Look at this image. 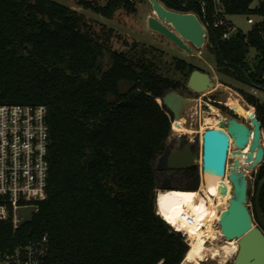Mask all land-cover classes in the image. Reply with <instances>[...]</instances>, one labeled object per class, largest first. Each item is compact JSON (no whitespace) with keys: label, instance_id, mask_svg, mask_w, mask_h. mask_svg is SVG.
<instances>
[{"label":"trees","instance_id":"obj_1","mask_svg":"<svg viewBox=\"0 0 264 264\" xmlns=\"http://www.w3.org/2000/svg\"><path fill=\"white\" fill-rule=\"evenodd\" d=\"M161 1L195 12L207 25L221 73L264 89V2L253 7L254 0H225L230 14L263 18L225 40L223 29L214 26L211 3L205 15L200 0ZM77 3L108 18L135 9L132 0ZM112 34L58 0H0V103L46 104L51 134L47 196L31 221L15 226L0 220V251L47 234L46 264L184 260L190 245L157 212L156 203L167 174L180 180L173 182L179 187L200 172L197 166L156 168L174 121L161 98L179 82L159 72L153 61L124 51H112L111 66L100 69ZM251 49L256 51L252 62ZM175 65L185 78L193 69L179 58ZM246 99L264 132V101L250 93ZM263 176L264 161L258 180ZM257 190L252 202L259 221ZM259 204L264 216V186Z\"/></svg>","mask_w":264,"mask_h":264},{"label":"water","instance_id":"obj_2","mask_svg":"<svg viewBox=\"0 0 264 264\" xmlns=\"http://www.w3.org/2000/svg\"><path fill=\"white\" fill-rule=\"evenodd\" d=\"M149 1L154 13L149 15L147 24L152 31L164 35L187 53L192 52V45L198 48L204 46L208 30L195 12L169 8L161 0ZM215 85L209 72L195 68L187 82L188 90L180 93L171 89L164 94L161 101L173 113L174 119L181 118L183 113L196 103L189 90L202 92ZM249 119L250 125L234 116H226V119L220 121V127H209L204 130L201 143L192 141L186 133L170 135L156 163L159 170L200 166L199 176L187 186L188 189H197L202 176L208 173L225 175L227 161L231 157L229 156L231 138L235 146L232 152L237 162L240 150L250 142L249 154L253 156L251 161L239 163V167H231L228 173V178L234 185L233 195L218 221L224 238L239 239L237 252L230 264H264V216L259 204L264 176L258 182L256 213L260 224L256 225L247 204L248 175L245 172V169H255L264 161V132L262 122L256 113ZM171 180L172 176L167 175L166 185L171 186ZM35 212L36 209H21L20 213L25 218L20 224L31 221Z\"/></svg>","mask_w":264,"mask_h":264},{"label":"rangeland","instance_id":"obj_3","mask_svg":"<svg viewBox=\"0 0 264 264\" xmlns=\"http://www.w3.org/2000/svg\"><path fill=\"white\" fill-rule=\"evenodd\" d=\"M58 1L65 3L74 9H77L79 12H82L85 17L90 20V22L94 23L97 26L98 29L102 26L112 29L113 34L109 40V46L105 48L103 55L99 59L100 69H107L111 66L112 51L128 52L131 56L136 54L138 57L142 58L145 61H153L158 71L163 75L177 80L179 82V87L176 90L180 93H182L184 90H188V88L184 84L186 78L176 68V57L181 56L188 61H192L196 63V65L203 68L204 71L210 73L216 85L214 87H209L202 92H190V96L196 100V103L194 105H191L189 109H187L183 113V121H181L180 124V133H186L189 138L196 143H201L203 131L205 128L216 127V125L214 124L215 121L222 120V118L228 116V111L222 108L223 103H227L229 105L231 104L232 106L238 108L235 99H239L241 103L247 109H249L252 114H254L253 107L250 106L246 99V93L255 95L259 98L260 102L264 101L263 88L242 82L219 71L216 65L217 63L215 53L210 49V46L208 45V39L203 47L198 48L192 45V52L187 53L164 35L152 31L147 24L149 15H152L154 13L151 2L149 0H132L135 5L134 10H126L124 8L120 9L112 18L105 17L102 14L79 5L77 3V0ZM95 1L105 4L107 0ZM247 16L248 14L232 15V20L245 32L252 27V25L247 22ZM255 54L256 51L254 49H251L248 54V59L250 62L253 61ZM246 118L247 117H244V119ZM217 127H220V125ZM180 133L175 132L173 128H171L170 135L175 136ZM231 167H233V165L228 164L226 172H229V169H231ZM199 170L201 172L200 166ZM258 170L259 166H257L255 169L248 170L247 173V204L253 214L254 223L256 225H259L260 223L255 218L252 197L259 182ZM201 180H204L203 176ZM174 181L180 180H174L172 177V185L163 186L162 188H160V190L168 188L187 189L188 184H186L185 186L176 187L175 184H173ZM202 191L203 190H201V192ZM217 197H220V195L217 194ZM225 208L226 204L220 210V213H222ZM214 225L216 227H219L218 219L215 221ZM217 242H223V236L217 239ZM227 242L237 251L238 245L235 239L228 240ZM234 256H231L227 260H224L221 264H230L234 260ZM194 262L195 264H219L218 258L213 257V250L209 246L205 247L201 251L200 255L194 259Z\"/></svg>","mask_w":264,"mask_h":264},{"label":"built area","instance_id":"obj_4","mask_svg":"<svg viewBox=\"0 0 264 264\" xmlns=\"http://www.w3.org/2000/svg\"><path fill=\"white\" fill-rule=\"evenodd\" d=\"M261 2L264 0H254L252 6L256 7ZM208 3L212 4L214 26L223 29L222 39L230 40L237 32L243 31L232 20L233 14L227 12L225 0H200L205 15ZM262 19L254 14L247 16V22L252 26ZM50 144L46 104L0 103V220H10L15 226H20L25 218L20 210H37L38 203L47 196L51 168ZM159 191L160 188L157 194ZM157 212L174 230L181 232L188 243L190 233L186 227L204 226V219L197 218L196 214L188 210L180 211L176 223L168 221L158 208ZM49 251L50 240L44 234L13 249L1 250L0 264H46Z\"/></svg>","mask_w":264,"mask_h":264},{"label":"bare ground","instance_id":"obj_5","mask_svg":"<svg viewBox=\"0 0 264 264\" xmlns=\"http://www.w3.org/2000/svg\"><path fill=\"white\" fill-rule=\"evenodd\" d=\"M235 102L239 108L240 114L249 118L251 116L250 110H248L239 99H235ZM223 119H226V117L222 118V120ZM181 121H183L182 117L174 119L172 128L175 132L180 133ZM220 121L221 120L215 121L214 124L216 127L220 125ZM249 145L250 142L246 147L240 150V155L238 156L239 162H237L234 159L235 154L232 152L233 149H235V146L233 144V138H231V145L229 148L231 157L227 164H231L233 167H239V163H248L251 161L253 156L249 154ZM200 163H202V159L200 160ZM245 172L248 173V170L245 169ZM228 173L229 172H226L224 176L214 173L206 174L205 177H203L204 180H201L197 189L171 188L159 191L156 202L157 208L168 221L176 223L177 217L182 210H188L196 214L197 218L204 219L203 227H198L197 225L186 227L190 233L189 244L191 245V248L186 253L182 264H195L194 259L197 258L201 251L207 246L213 250V257L218 258L219 264L236 254L237 251L235 248L230 246L227 241L235 239L238 245L239 239H226L223 237V242H217V239L223 235L220 227L214 225L217 219L219 221L221 216L220 210L225 204L226 207L228 206L229 198L233 195L234 185L228 178ZM201 190L204 192L202 191V193ZM217 194H219L220 197H217Z\"/></svg>","mask_w":264,"mask_h":264},{"label":"flooded vegetation","instance_id":"obj_6","mask_svg":"<svg viewBox=\"0 0 264 264\" xmlns=\"http://www.w3.org/2000/svg\"><path fill=\"white\" fill-rule=\"evenodd\" d=\"M176 58H179V59L182 60L183 62L185 61L186 63L191 64V65L193 66V69H195V68H199V69L203 70V68H201L200 66L196 65V63H194V62H192V61H188L187 59H185V58H183V57H181V56H180V57H176ZM193 69H192V70H193ZM192 70L189 71V74H188V76H187V78H186V81L184 82V84H185L186 87H187V82H188V79H189V76H190V73L192 72ZM203 71H204V70H203ZM258 87H259V86H258ZM189 91H190V92H195V91H193V90H189ZM222 108L228 111V116H234V117L238 118L240 121L245 122V123H247L248 125H250V119H249V118L244 119V116H242V115L240 114L239 108H237V107H235V106H232L231 104L229 105V104H227V103H223ZM248 110H249V109H248ZM250 113H251V112H250ZM251 115H252V113H251ZM224 129H225V128H224ZM231 151H232V150H231ZM189 167H194V166H189ZM189 167H185V168H181V169H187V168H189ZM197 167H199V166H197ZM171 170H180V169H171ZM199 174H200V172H199ZM167 175L171 176L170 174H167ZM198 176H199V175H198ZM196 179H197V177H196V178H193V179H190V180L188 181V184H190L191 182H193V181L196 180Z\"/></svg>","mask_w":264,"mask_h":264}]
</instances>
